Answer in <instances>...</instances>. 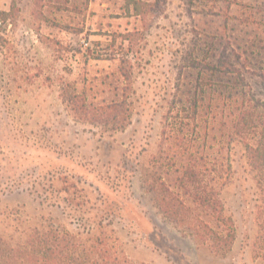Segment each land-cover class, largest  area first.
Instances as JSON below:
<instances>
[{
	"label": "rangeland",
	"instance_id": "1",
	"mask_svg": "<svg viewBox=\"0 0 264 264\" xmlns=\"http://www.w3.org/2000/svg\"><path fill=\"white\" fill-rule=\"evenodd\" d=\"M135 1L139 14L131 0H0V166L11 171L0 189L15 185L0 194V264H21L28 234L44 223L85 237L104 231L132 264H264L254 254L256 175L222 101L240 94L264 106V0ZM219 58L236 65L233 75L213 78ZM63 89L93 107L128 89V126L110 132L78 120ZM215 94L216 114L208 107ZM178 137L201 146L199 188L219 193L235 226L225 256L198 244L154 200L158 177L185 199L201 191L191 182L182 188L183 171L165 158ZM66 182L74 195L62 192Z\"/></svg>",
	"mask_w": 264,
	"mask_h": 264
},
{
	"label": "trees",
	"instance_id": "2",
	"mask_svg": "<svg viewBox=\"0 0 264 264\" xmlns=\"http://www.w3.org/2000/svg\"><path fill=\"white\" fill-rule=\"evenodd\" d=\"M131 3L136 13L139 14V1L131 0ZM127 60L121 59V75L125 81L130 82L131 73H128L123 66ZM235 66L234 63L229 62V58L226 60L219 58L210 66L213 68V78H216L218 74L233 75L236 70ZM122 91L125 95H122L120 100H113L111 103L99 107L85 104L81 100V95L71 94L67 89H63L61 96L78 120L92 122L106 131L118 132L126 129L133 111L132 103L128 102L126 97L129 94L128 89ZM217 96L221 95L215 94L214 97H211L215 105H208L209 110H213V112L217 110L218 106L222 108L221 105H218L221 99H218ZM228 96L227 100H222L223 105L226 104L229 110L227 117L231 118L232 129L237 131V135L243 136L247 161L256 175L260 199L257 205L259 229L254 243V254L256 259L264 260V106L262 108L258 105L251 107L247 103L248 100H244V97L240 98V94ZM116 97L119 96L116 95ZM254 112L258 114V117L254 116ZM251 133L256 135L255 144L251 143V138L248 139L251 137ZM185 140V137L184 139L178 137L175 143L176 151L172 156L167 154L165 158L174 160L172 166L178 165L177 172L183 171V177L178 178L182 188L187 187V183L191 182L197 184L201 191L196 192L192 200L185 199L182 193L173 191V187H171L173 181L168 183L162 177H158L153 181L154 200L162 214L175 222L177 226H185L187 234H190L198 244L217 256H225L232 250L236 237L235 226L232 219L224 215V206L219 193L215 192L213 188L211 191H206L208 189L205 190L206 187L202 185V188H199L200 183L204 180L198 181L200 176L197 170L199 159L194 150L196 149L198 154L201 146L195 144L189 147ZM184 152L190 153L189 157H185ZM163 159V154L156 157L155 165H160ZM189 162L192 166L188 165ZM160 170H162L161 167ZM9 172L11 171L0 166V181L4 179L10 181ZM218 178L222 179L223 176L220 175ZM212 180L217 179L213 177ZM11 184L0 189V194L4 191H12L15 185ZM65 184L67 187L64 186L62 192L74 195L70 191L68 183ZM73 188L78 189L77 185H73ZM42 192L38 190L37 194H41L45 200H48L49 191L43 189ZM186 194L189 197L192 196L188 191ZM205 210L211 211L210 220L204 217L203 211ZM217 223L219 224L218 228L214 226ZM97 228L103 230L102 223H99ZM27 237V245L21 248V253L27 258H23L21 264H132L124 251L118 247V239L107 235L104 231L85 237L82 233H69L59 225L44 223L41 227L35 226Z\"/></svg>",
	"mask_w": 264,
	"mask_h": 264
}]
</instances>
